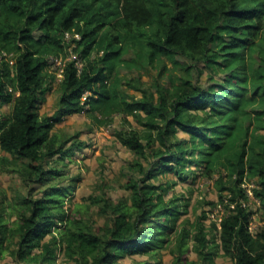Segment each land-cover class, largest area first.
Segmentation results:
<instances>
[{"label":"trees","instance_id":"obj_1","mask_svg":"<svg viewBox=\"0 0 264 264\" xmlns=\"http://www.w3.org/2000/svg\"><path fill=\"white\" fill-rule=\"evenodd\" d=\"M72 29L80 33L74 50L84 66L78 73L72 61L66 64L59 81L60 109L80 112L86 105L104 116L131 115L145 133L121 129L116 137L137 155L157 141L152 154L162 169L174 164L182 173L193 162L188 152L195 150L205 174L221 164L232 182L218 187V201L225 199L233 208L219 220L215 246L234 264H264V225L252 234L250 211L236 198L242 196L243 177L249 176L258 179L254 196L264 200V137L246 124L251 113L261 119L264 112V0H0V50L14 57L12 64L0 60V106H10L0 114V150L11 156L0 161L21 162L17 171L25 183L48 178L52 169L44 161L71 150L50 133L56 117H38L36 107L47 56L66 54L63 36ZM131 47L174 63L182 55L202 65L199 73L222 74V81L205 86L184 78L172 88H157L156 99L145 91L129 101L118 82L107 78ZM94 52L101 54L94 57ZM257 103L258 108L248 109ZM178 129L189 139H170ZM154 169L126 183L131 203L111 205L112 225L101 233L73 221L59 188L50 186L39 198L23 195L21 211L10 224L0 211V258L8 252L15 264H55L58 247L75 264H115L126 252H153L179 212L156 187L143 183ZM58 220L64 226L52 234ZM194 239L198 258L211 264L215 253L203 225Z\"/></svg>","mask_w":264,"mask_h":264},{"label":"rangeland","instance_id":"obj_2","mask_svg":"<svg viewBox=\"0 0 264 264\" xmlns=\"http://www.w3.org/2000/svg\"><path fill=\"white\" fill-rule=\"evenodd\" d=\"M99 54L101 52H94L92 56L98 57ZM2 59L12 64L13 53L0 50V60ZM201 67V64L194 65L182 55L177 56L174 63L165 57H150L145 50L131 47L116 62L107 80L108 83L117 81L118 89L129 101L142 97L145 91L156 99L157 88H172L180 85L184 78L205 86L222 81V74H215L210 78L206 71L199 73L197 69ZM53 70L48 62L36 112L38 117H56L50 133L63 140V149L71 147V150L66 154L48 157L44 161L45 168L52 169L48 178L30 183H25L17 171L21 162L14 164L0 161V211L4 209L6 212L4 219L10 224L18 217L21 211L19 201L23 195L39 198L50 186H54L63 191V207L73 221L79 223V226L88 225L101 233L103 226L112 225L114 214L111 205L121 203L129 206L131 203V190L126 188V183L129 180L140 181L144 171L155 168L154 176L143 183L156 187V193L161 195L163 201L177 205L179 212L176 218L170 219L171 226L166 229L164 241L153 252H126L117 258L115 264H208L198 258L193 250L194 234L199 225H203L209 240L208 248L215 253L211 264H234L230 256L222 254V250L215 246L219 243V220L233 208V204L229 205L225 199L223 202L218 201V187L232 182L222 165H215L210 174H205L204 164L198 162L200 157L195 150L187 154L193 158V162L186 165V172L175 171L174 164L173 168L162 169L158 156L152 154L153 148L158 146L157 141L146 148L145 154H135L118 140L116 132L135 128L143 134L146 127L124 112L115 111L104 116L86 105L80 112H64L59 106L60 82L55 78ZM258 105L257 103L248 109L254 110ZM9 111V104L0 106V114ZM197 113L203 112L198 110ZM260 114L262 118L257 119V114L251 113L246 124L250 125V131L255 130L264 137V112ZM189 137L188 133L178 129L170 139L176 141ZM142 139L145 143L146 138ZM1 156L7 157L8 161L11 157L0 150ZM137 162L141 164L143 171ZM257 183L256 177H243L239 186L242 196H236L241 206L250 211L248 229L252 234L264 225V200L248 193V190L253 193ZM64 223L58 220L51 227V233L57 234ZM99 227L101 230H97ZM51 233L43 241H48ZM13 247L14 243L10 248ZM56 250L55 264H75L74 260L63 256L61 248L57 247ZM4 254L0 258L1 263L15 264L8 252Z\"/></svg>","mask_w":264,"mask_h":264},{"label":"built area","instance_id":"obj_3","mask_svg":"<svg viewBox=\"0 0 264 264\" xmlns=\"http://www.w3.org/2000/svg\"><path fill=\"white\" fill-rule=\"evenodd\" d=\"M76 39H80L79 32L75 31L74 29L65 31L63 36V42L64 44H66V54H50L47 56V61L49 62L50 66L54 68L53 74L58 81H61L63 79L64 69L69 61L73 62L74 67L76 68L78 73L83 69L84 62L80 57V54L74 50V47L76 45ZM10 62H12V60H10ZM248 193L249 195H253L254 191L252 193L248 190ZM249 231L251 230L249 229Z\"/></svg>","mask_w":264,"mask_h":264}]
</instances>
